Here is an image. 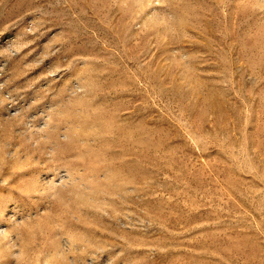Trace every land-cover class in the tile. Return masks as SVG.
<instances>
[{
  "label": "rangeland",
  "instance_id": "rangeland-1",
  "mask_svg": "<svg viewBox=\"0 0 264 264\" xmlns=\"http://www.w3.org/2000/svg\"><path fill=\"white\" fill-rule=\"evenodd\" d=\"M0 264H264V0H0Z\"/></svg>",
  "mask_w": 264,
  "mask_h": 264
}]
</instances>
